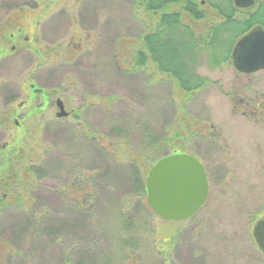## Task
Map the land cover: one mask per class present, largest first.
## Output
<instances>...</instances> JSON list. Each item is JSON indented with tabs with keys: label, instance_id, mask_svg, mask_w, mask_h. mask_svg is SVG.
<instances>
[{
	"label": "rangeland",
	"instance_id": "1",
	"mask_svg": "<svg viewBox=\"0 0 264 264\" xmlns=\"http://www.w3.org/2000/svg\"><path fill=\"white\" fill-rule=\"evenodd\" d=\"M133 1L0 0V57H7L0 60V147L18 144L7 137L16 132L12 117L4 118L8 107L32 103L30 85L51 94L47 110L25 120L16 132L27 140L8 179L13 186L0 187V204L2 200L4 206L10 204L18 195L23 206L21 211L15 204L8 205V213L0 211V264H23L17 250L29 264H51L49 252L53 264H68L62 255L71 244H92L106 227L111 240L100 242L103 257L112 256L117 264H123L122 254L130 255L127 264H264L253 237L254 227L264 219V71L242 76L232 63L213 69L204 59L198 72L211 84L191 103L183 102L180 91L173 89L180 94L173 96V102L171 85L154 66L136 77L133 70L124 71L133 63L141 33L148 34L156 24L147 13L134 11ZM191 25L201 28L200 23ZM18 31L29 38L31 54L10 57L11 41L20 42ZM57 99L71 112L66 120L54 115ZM118 125L120 135H114ZM88 128L108 136L99 146L120 168L117 177L112 172L111 181L116 183L121 172L127 174L122 182L132 185V167L146 176L156 159L184 145L183 150L196 155L207 171V204L189 221H166L148 206L147 195L134 197L133 206L139 204L143 211L137 209L141 216L127 237L134 236L137 247L122 253L114 236L121 217H114L108 206L100 213H109L108 218L100 217L93 206L101 207L97 198L91 190L84 191L88 176L104 185L95 159L99 155L93 154L94 146L88 152L87 142L76 133ZM72 132L77 137L71 139ZM152 132L160 139L167 134V146L155 156ZM178 132L185 139L173 140ZM94 133L87 132L86 137ZM131 185L124 189L132 196ZM106 189L116 188L108 183ZM117 197L123 205L122 195ZM81 200L85 216L73 210ZM16 215L31 217L26 239L17 240L20 236L9 231V220ZM90 215L95 216L91 221ZM63 224L67 229L62 235L51 233ZM76 260L70 258L72 264Z\"/></svg>",
	"mask_w": 264,
	"mask_h": 264
},
{
	"label": "trees",
	"instance_id": "2",
	"mask_svg": "<svg viewBox=\"0 0 264 264\" xmlns=\"http://www.w3.org/2000/svg\"><path fill=\"white\" fill-rule=\"evenodd\" d=\"M260 2L262 1H257L255 7H253L255 12L250 15L251 11H244L236 8L233 0H134L133 10L136 12H145L152 16L156 19V24H154V27L150 32H148V34H145L144 32L141 33L138 38L140 40V45L137 49V53L134 54L133 63L129 68L124 69V71L127 72V69L133 70V76L136 77L139 72H145L144 69H147L149 65L154 66L160 75L166 76L165 80L167 84L171 85L169 87V91L171 92L170 97L172 98V101L174 102V95L177 96L181 94L183 102L186 100L191 103L197 92L204 90L206 86L211 84L207 78L203 77L198 72V68H200L202 61L205 59L210 68L213 69H221L224 66H228L229 63L231 64V55L239 39L257 24L264 27V20H262V16L258 11L264 10V2L262 4ZM191 23L196 25L200 23L201 28L197 30L194 26L192 27ZM2 58L3 56L0 57V60ZM165 80H163V83H165ZM159 83L162 84V80ZM147 86L152 87V84L149 85L148 83ZM173 89L180 91V94H177L178 92L175 93ZM44 92L49 96L51 95L47 91ZM179 123L180 122H176V124ZM180 126L182 127L181 124ZM114 128V135H120V131L118 129L119 125L118 127L114 126ZM75 130L76 129L74 128L72 131L75 132ZM83 131L84 130L76 133L80 138L85 139V142H87L88 148L86 149L88 152H91L89 146H94L93 154L99 155L95 158L99 164V166H97V170L101 168L102 174L99 173V176H103L102 181L104 182V185H97L96 182H94L93 176H88V183L86 181L85 184H88L89 186L85 187L84 191L91 190L93 198H97L96 200H98L101 207L99 208L97 204V207L93 205L96 211L95 213L100 214L104 210L102 208L108 206V209H113L112 213L114 214V217H121L116 221L119 227L115 229L116 233H114V236H118L119 245L121 247L120 250L122 253L126 252L125 250H134L137 247L134 238L132 239L134 236H127L130 230L135 229L136 224L134 223L141 216V213H138L137 209H139V211L143 210L139 204L133 206V199L134 197L141 199L144 195H147L146 178L148 174H146V176H142L139 174L137 167H132V174H130L132 176V185L127 184L126 181H124V183L122 182L124 177H127V174L121 172L117 179L118 182L120 181L119 183L111 181L115 179L112 172H116L117 177L118 170H120V168L115 160L103 152V148L99 146L101 139L107 140L108 136L94 133L90 128H88L87 132L96 134L97 138L94 134H92V137L88 136L87 138V132ZM73 132L71 134V139H73L74 136L77 137V135ZM154 134L153 132L151 134L150 146H153L152 149L156 151L154 154L155 156L156 154L161 153V151L167 146L164 142L167 134L164 133L162 139L156 137V135L154 136ZM176 138L181 139L183 136L178 132L173 140ZM183 139H185V137ZM24 140L27 139L24 137V139L18 140L17 148L12 149L16 150L14 152V158L7 156L9 149L4 151V149L0 147L1 188L13 186L8 179L10 176H13L12 168L14 166L15 159L21 157V155L18 154L23 151ZM159 143L163 145L160 147ZM178 148L179 151L174 149L172 154H189V152L183 150L184 145ZM190 154H192V152ZM166 156H169V154H166L164 157ZM160 159H156L152 163L151 167H153ZM34 169L36 170V168ZM108 183L111 187L114 184L116 189H106ZM126 185L127 187L130 185L132 186V196L125 191L124 188ZM77 187L83 188L79 184H77ZM117 194L122 195V198L120 199L125 201L123 205H119L120 203L118 204L117 198L119 197H117ZM87 196H89V194ZM20 198L21 197L17 195L15 201L10 204H7L6 202L5 206V200H2L0 204V211L3 210V214L8 213L7 211L10 209L8 205L11 206L12 204H15L20 209L19 211H21L23 204L21 203ZM80 202L81 203L78 205L79 207L73 210L76 215L80 214V216H85L83 214L84 202L82 200ZM3 214L0 213V217H3ZM99 216L101 217L102 215L100 214ZM108 216L109 213L103 215L102 217L106 219ZM24 217L22 215H16L9 220L11 221L9 222L11 224L9 230L12 232L11 235L16 238L17 235L20 236L17 240L21 238L26 239L27 237L25 235L28 234L30 229L31 217L30 219L29 216ZM92 217L95 216L90 215L88 220L91 221ZM66 224L57 227L56 230L53 228V231L56 233L52 231L51 233L55 235L60 233V235H62L67 229L64 227L67 226ZM75 224H77V226H81V223L79 224V222ZM103 227H105V225ZM93 228L96 229L99 228V226H95ZM34 230H36V228ZM104 230V239H102V235L104 234L102 233L95 238V240H92V244H71L69 247L71 248L70 251L65 252L66 256L62 255V260L65 258V262L72 264L70 258L75 257L77 260L74 264H117L115 259L113 260L112 256L111 259H108L107 257L104 259L103 257V247L100 242H103L104 244V240L107 243L108 240H111L109 237H106L108 236V232L106 231L107 227ZM132 233L137 234L136 231H132ZM112 240L114 241L116 238L113 237ZM44 246L45 245L42 243L41 247ZM35 250L36 249L33 248L31 249L33 253ZM15 253L17 257L20 256L24 260L23 264H29L24 257L25 254L21 253L19 250ZM47 255L49 256V260H51V264H53L52 253L49 252ZM122 255L125 257V260L123 259V264H127L128 259L131 258L130 255Z\"/></svg>",
	"mask_w": 264,
	"mask_h": 264
},
{
	"label": "water",
	"instance_id": "3",
	"mask_svg": "<svg viewBox=\"0 0 264 264\" xmlns=\"http://www.w3.org/2000/svg\"><path fill=\"white\" fill-rule=\"evenodd\" d=\"M238 9L252 8L256 0H233ZM232 64L241 74L264 70V30L241 38L232 53ZM56 117L69 116L61 99ZM147 203L166 221L188 220L207 202L209 181L204 165L193 155L173 154L159 160L146 178ZM253 237L264 255V219L254 227Z\"/></svg>",
	"mask_w": 264,
	"mask_h": 264
},
{
	"label": "flooded vegetation",
	"instance_id": "4",
	"mask_svg": "<svg viewBox=\"0 0 264 264\" xmlns=\"http://www.w3.org/2000/svg\"><path fill=\"white\" fill-rule=\"evenodd\" d=\"M257 1L258 0H256V3H257ZM256 3H255V5H256ZM260 3L262 4L263 2H260ZM255 5L253 7H255ZM253 7L252 8H249V9H240V10L251 11L250 12V15H251V14H254V12H255V10H253ZM258 11L260 12V14L262 16V20H264V18H263L264 10H258ZM260 14H259V16H260ZM256 30H264V27L262 25H260V24H257L252 29H250L246 34H244L241 38H243L244 36L248 35L249 33L253 32V31H256ZM20 31H18L19 32L18 35H20V42L17 43V44H14V42L11 41L12 42V45L10 47V49H11L10 50L11 51L10 57H13V54L14 53H17V54H27V55H30L31 54V45H30L31 42L29 41V38H27L25 36H22V34L20 33ZM13 37L14 36H12V38ZM23 47H26V48H23ZM18 48H19V50H18L19 52L17 51ZM34 54H35V52H34ZM4 58H7V57L6 56H3L2 59H4ZM231 63H232V55H231ZM259 72H262V71H259ZM259 72H257V73H259ZM257 73H253V74H241V73L238 72V74L239 75H242V76H251V75H254V74H257ZM30 88H31V93H30L31 100L33 101L32 103H31V101L29 103H26V101H22L20 104H18V107H16L15 109L11 110V109H9L10 107H8L7 111L5 113H3L5 120H8L9 121L8 116H11L12 117L13 125H14V128H15L16 132L19 131L18 128H21L23 126V122L25 120L28 121V120H30L32 118L38 117L40 115V113L46 111L47 108L50 105L51 97L48 94H45V92H44L45 90L38 89L35 85H30ZM42 99H43V102H42ZM40 102H42V103H40ZM239 103H241V104L244 105V102L243 101H240ZM249 104L250 103H246V106H249ZM64 105H65V103H64ZM55 106H57L56 105V102H55ZM65 109H66V107H65ZM54 115L56 116L57 113L55 112ZM70 115H71V112L69 113L68 118L70 117ZM66 119L67 118L61 119V120H66ZM3 120L4 119H2V121ZM1 127H4L5 128V124L1 125ZM16 132L9 133V135L7 137H9L13 141L14 140H20V137L17 136V133ZM8 144H9V142L6 145H4L2 148L4 149V151H6V149H9V152H8L7 156H11L12 155L11 154V150L14 149V148H11V146H10L11 144H9V145ZM185 154H188V153H185ZM192 155L194 157L198 158L196 155H194V154H192ZM11 158H14V157L11 156ZM208 181H209V179H208ZM209 192H210V186H209ZM206 204H207V202H206ZM205 205L199 211H201L205 207ZM197 213L195 215H193L191 218H189L188 220H186V221H189V220L195 218V216L197 215Z\"/></svg>",
	"mask_w": 264,
	"mask_h": 264
}]
</instances>
